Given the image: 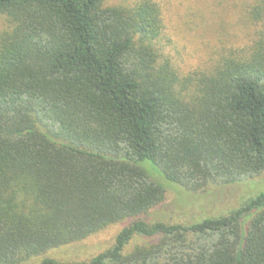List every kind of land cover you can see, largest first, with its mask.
Returning a JSON list of instances; mask_svg holds the SVG:
<instances>
[{"label": "trees", "instance_id": "16d2710c", "mask_svg": "<svg viewBox=\"0 0 264 264\" xmlns=\"http://www.w3.org/2000/svg\"><path fill=\"white\" fill-rule=\"evenodd\" d=\"M0 264H22L127 221L88 261L264 264V191L191 223H149L165 191L264 173V0L250 43L179 74L153 0H0ZM134 238L149 243L126 252Z\"/></svg>", "mask_w": 264, "mask_h": 264}, {"label": "rangeland", "instance_id": "374dc122", "mask_svg": "<svg viewBox=\"0 0 264 264\" xmlns=\"http://www.w3.org/2000/svg\"><path fill=\"white\" fill-rule=\"evenodd\" d=\"M137 0H106L109 5H133ZM161 9L162 30L156 42L161 60L168 59L181 75L212 64L222 53L250 43L252 28L246 22L245 8L250 0H153ZM3 17L0 16V31ZM165 191L162 203L149 211V223H191L215 217L237 208L250 197L264 191V173L252 181L210 187L205 193L192 194L165 180L149 163L140 164ZM128 222L111 225L86 239L32 258L22 264H38L43 257L62 262L88 261L108 249L118 231ZM134 238L126 248L149 243Z\"/></svg>", "mask_w": 264, "mask_h": 264}]
</instances>
